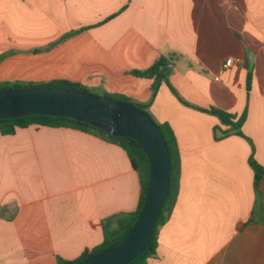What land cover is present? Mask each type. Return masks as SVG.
Instances as JSON below:
<instances>
[{
  "label": "crops",
  "instance_id": "1",
  "mask_svg": "<svg viewBox=\"0 0 264 264\" xmlns=\"http://www.w3.org/2000/svg\"><path fill=\"white\" fill-rule=\"evenodd\" d=\"M67 36V37H65ZM173 57L170 83L135 71ZM229 58L241 63L225 67ZM0 82L68 80L148 104L181 156L179 194L148 264H264V0H0ZM241 117L245 137L203 110ZM120 145L68 127L0 131V264H59L135 212Z\"/></svg>",
  "mask_w": 264,
  "mask_h": 264
},
{
  "label": "water",
  "instance_id": "2",
  "mask_svg": "<svg viewBox=\"0 0 264 264\" xmlns=\"http://www.w3.org/2000/svg\"><path fill=\"white\" fill-rule=\"evenodd\" d=\"M46 115L74 119L136 142L150 174L142 211L126 239L76 264H131L150 245L170 195L172 162L165 136L151 114L133 101H111L69 88L0 89V119Z\"/></svg>",
  "mask_w": 264,
  "mask_h": 264
},
{
  "label": "trees",
  "instance_id": "3",
  "mask_svg": "<svg viewBox=\"0 0 264 264\" xmlns=\"http://www.w3.org/2000/svg\"><path fill=\"white\" fill-rule=\"evenodd\" d=\"M174 67H175V59L173 57L168 58L166 56H161L147 70L134 72L136 76L155 79V82L152 86L153 97L151 102L153 101L154 97L156 96L163 82H166L172 88L173 92L176 93L175 89L172 87L170 83V75L172 74ZM47 87L69 88L82 92H91L88 87L80 83H76L68 80H55L48 83H38V84L21 83V82H0V89H33V88H47ZM104 98L111 101H132L127 96L115 95L110 93H104ZM151 102L148 104H138V103L136 104L139 108L149 113L148 108L150 107ZM203 111L217 116L223 125L230 127L229 130L222 131V135L218 134V129H217L216 130L217 139L226 137L231 134H236L245 137L242 128L246 120V113L243 114L241 117H238L235 114H231L229 112L217 108H211L209 110L205 109ZM31 125H41V126H49V127H68L83 131L96 132L97 134L111 140L112 142L120 145L123 149H125V151L128 153L132 161L133 167L139 172L140 175L141 195L137 210L135 212L123 215L119 219V225L116 230L110 231L106 229L105 239L100 246L94 248L93 250H86L79 258L75 260H65L59 258V264H76L80 261H83L91 257L94 254H97L109 248L115 243L121 242L124 239H126L130 229L133 227V225L137 221L142 211L145 202L147 184L149 180V174H150L149 159L146 153L142 150V148L136 142H134L129 138L113 136L99 128H96L94 126H91L89 124L74 119L46 116V115H31V116H24L19 118L0 119V131L4 135L15 134L19 128H27ZM159 126L168 143L169 151L171 155L172 176H171L170 195L165 204L162 215L155 227L154 236L150 242V245L148 246L147 250L142 255H140L136 260H134L131 264H148V259L156 254L158 247V229L160 226L165 224L170 218L179 194L182 164H181V156H180L177 139L175 137L173 130L169 126L160 125V124ZM250 164L255 172V186L258 191L259 181L262 178H264V166L261 165L255 159L254 154L250 159Z\"/></svg>",
  "mask_w": 264,
  "mask_h": 264
},
{
  "label": "built area",
  "instance_id": "4",
  "mask_svg": "<svg viewBox=\"0 0 264 264\" xmlns=\"http://www.w3.org/2000/svg\"><path fill=\"white\" fill-rule=\"evenodd\" d=\"M240 63H241L240 58H229L227 62L225 63V67L230 68Z\"/></svg>",
  "mask_w": 264,
  "mask_h": 264
},
{
  "label": "rangeland",
  "instance_id": "5",
  "mask_svg": "<svg viewBox=\"0 0 264 264\" xmlns=\"http://www.w3.org/2000/svg\"><path fill=\"white\" fill-rule=\"evenodd\" d=\"M92 93L100 95L101 97H104V92L102 90H90Z\"/></svg>",
  "mask_w": 264,
  "mask_h": 264
}]
</instances>
